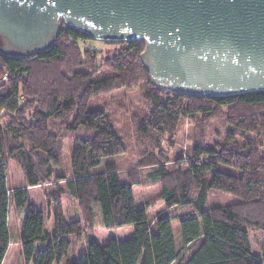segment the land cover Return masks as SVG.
<instances>
[{
	"label": "trees",
	"instance_id": "obj_1",
	"mask_svg": "<svg viewBox=\"0 0 264 264\" xmlns=\"http://www.w3.org/2000/svg\"><path fill=\"white\" fill-rule=\"evenodd\" d=\"M84 39H89L86 33L61 22L47 48L25 57L0 53V117L3 112L9 116L7 123H0V264L10 241L11 200L25 209L20 245L27 262L58 264L71 246L68 236L83 231L81 220L65 221L56 202L54 231L49 234L44 211L28 201L27 188L49 182L53 166L59 164L62 140L49 129V119L58 116L71 117L69 129L86 131L72 142L70 176L56 175L81 207L86 223H93L96 206L105 227L134 226L127 240H88L66 264H264L250 242L251 230L264 231V90L215 97L162 90L151 83L140 62L142 39L122 44L104 61L103 74L86 56L99 65L98 51L79 45ZM139 81L149 108L136 129L140 136L156 133L154 147L159 137L175 133L183 117L195 128L204 122L214 127L216 120L226 125L220 142L204 145L200 137L192 145L184 169L178 164L170 172L153 159L146 162L156 167L151 175L160 183L165 205H191L196 212L178 219L181 248L175 242L173 216L163 213L152 221L144 206L136 207L133 187L141 183L140 176H123L114 163L93 172L105 159L124 154L125 145L110 114L92 108V99L116 89L130 90ZM33 106L28 120L26 113ZM9 161L22 170L24 188L9 190ZM214 192L234 200L207 206Z\"/></svg>",
	"mask_w": 264,
	"mask_h": 264
},
{
	"label": "water",
	"instance_id": "obj_2",
	"mask_svg": "<svg viewBox=\"0 0 264 264\" xmlns=\"http://www.w3.org/2000/svg\"><path fill=\"white\" fill-rule=\"evenodd\" d=\"M61 22L92 40H144L140 62L162 90H264V0H0V53L47 48Z\"/></svg>",
	"mask_w": 264,
	"mask_h": 264
},
{
	"label": "rangeland",
	"instance_id": "obj_3",
	"mask_svg": "<svg viewBox=\"0 0 264 264\" xmlns=\"http://www.w3.org/2000/svg\"><path fill=\"white\" fill-rule=\"evenodd\" d=\"M122 44H126V41L119 42L118 44L92 39L79 41L82 50L94 49L98 51L96 56L100 61V66L96 64V60L89 54H86V56L89 61L91 59L93 60L95 66L99 67V71H102L103 74L107 72L104 61L110 59L120 49ZM143 86V82L139 81L138 85L130 90L124 88L116 89L92 99L90 104L92 108H102L110 114L113 119V126L125 145L124 154L105 159L102 165L94 169L93 172H102L105 170L107 164L114 163L121 175L124 176L125 173H129L130 176H140L141 183L133 187L136 207L140 208L144 206L147 210L148 217L152 221L163 213L173 216V234L177 247L181 248L178 219L181 216L195 214L196 212L193 206L186 204L167 207L160 199V183L159 181H154L151 175L156 167L146 165V162L153 159L159 164L164 165L170 172L178 164L184 169V163L189 161L192 145L198 142L200 137L204 145H212L214 142H220L223 138L226 125H224L222 120H216L213 122V124H217L214 127L204 122L201 128H195L188 117H183L179 121L175 133L172 136L162 135L159 137L158 147H154V140L152 139H155L156 133L149 131V134L146 136H140L136 129L137 123L142 120L143 114L149 108V105L142 96ZM33 108L34 106L26 113L28 120H31L30 112L33 111ZM3 114L4 112L0 117L1 124L9 121V116L7 114L3 116ZM71 123V117L66 116L49 119V129L62 140L59 164L53 166V174L49 182L27 188L28 201L34 203L38 209L44 211L45 229L49 234H52L54 231L55 215L53 205L56 202H59L61 205L65 221L71 222L77 219L82 221V233L77 236H68L71 246L67 255L58 264H66L67 261L75 260L85 249L90 239H94L100 244H105L110 239L127 240L134 233L133 225L118 228L105 227L102 216L99 214L98 207L96 206L94 207L93 223H86L81 207L67 193L65 182L63 180H57L56 175L59 174L65 177L70 176L72 142L74 138L86 135L84 129H69ZM7 185L10 191L25 187L23 172L13 161H9L7 166ZM233 200V197L230 195L214 192L210 195L207 206L226 205L232 203ZM24 215L25 209L15 206L11 200L8 215L10 241L2 264H33L32 261L27 262L21 252L20 234ZM250 242L253 252L260 254L264 261V231L251 230Z\"/></svg>",
	"mask_w": 264,
	"mask_h": 264
}]
</instances>
